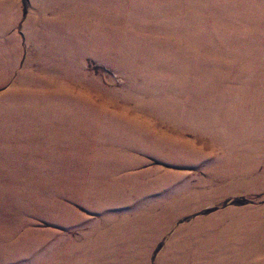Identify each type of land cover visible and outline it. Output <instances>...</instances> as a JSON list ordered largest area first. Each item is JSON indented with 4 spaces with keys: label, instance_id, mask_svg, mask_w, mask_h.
<instances>
[{
    "label": "rangeland",
    "instance_id": "rangeland-1",
    "mask_svg": "<svg viewBox=\"0 0 264 264\" xmlns=\"http://www.w3.org/2000/svg\"><path fill=\"white\" fill-rule=\"evenodd\" d=\"M0 264H264V0H0Z\"/></svg>",
    "mask_w": 264,
    "mask_h": 264
}]
</instances>
